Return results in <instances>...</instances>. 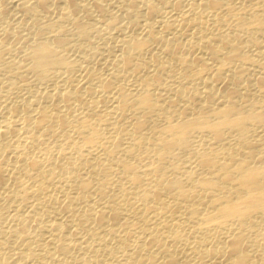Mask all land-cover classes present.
Instances as JSON below:
<instances>
[{"label": "bare ground", "instance_id": "bare-ground-1", "mask_svg": "<svg viewBox=\"0 0 264 264\" xmlns=\"http://www.w3.org/2000/svg\"><path fill=\"white\" fill-rule=\"evenodd\" d=\"M0 264H264V0H0Z\"/></svg>", "mask_w": 264, "mask_h": 264}]
</instances>
